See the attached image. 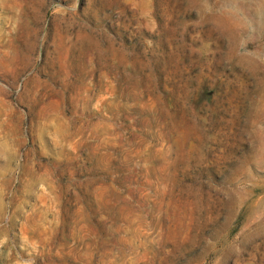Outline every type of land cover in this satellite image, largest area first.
I'll return each instance as SVG.
<instances>
[{
  "label": "rangeland",
  "instance_id": "374dc122",
  "mask_svg": "<svg viewBox=\"0 0 264 264\" xmlns=\"http://www.w3.org/2000/svg\"><path fill=\"white\" fill-rule=\"evenodd\" d=\"M0 264H264V0H0Z\"/></svg>",
  "mask_w": 264,
  "mask_h": 264
}]
</instances>
